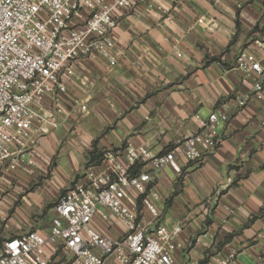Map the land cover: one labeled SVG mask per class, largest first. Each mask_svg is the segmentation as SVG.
<instances>
[{
  "label": "crops",
  "instance_id": "1",
  "mask_svg": "<svg viewBox=\"0 0 264 264\" xmlns=\"http://www.w3.org/2000/svg\"><path fill=\"white\" fill-rule=\"evenodd\" d=\"M257 34L264 35V0H147L122 17L111 35L115 66L74 64L58 96L61 112L32 134L15 170H0V241L30 231L46 240L59 196L84 188L90 171L111 172L105 153L127 176L138 175L145 170L142 151L163 155L218 111L229 120L210 130L218 144L200 163L184 165L179 176L155 172L149 195L157 222L132 188H120V195L147 233L159 224L167 229L176 264L230 252L233 264H241L238 255L264 264V91L239 107L254 76L234 67L240 51H254ZM89 225L114 240L126 234L104 208ZM44 252L52 264L71 261L57 244L45 243ZM103 264L123 263L114 252Z\"/></svg>",
  "mask_w": 264,
  "mask_h": 264
},
{
  "label": "built area",
  "instance_id": "2",
  "mask_svg": "<svg viewBox=\"0 0 264 264\" xmlns=\"http://www.w3.org/2000/svg\"><path fill=\"white\" fill-rule=\"evenodd\" d=\"M146 1L0 0V170H15L32 134L42 132L41 126L61 112L58 96L65 92V79L74 64L101 60L115 66L111 35L122 17L135 13ZM250 45L253 52L240 51L235 59V69L254 76L250 93L236 100L239 107L264 91V35H254ZM74 104L86 109L76 100ZM228 120L226 113L214 111L199 120L197 133L163 155L148 158L142 151L145 170L138 175L127 176L115 156L105 153L103 162L112 166L111 172L90 171L84 188H70L59 196L46 240L30 231L0 241V264H52L44 252L47 242L71 256L68 264H103L105 256L114 252L123 264H176L167 229L159 224L147 233L138 223V211L123 202L120 188H132L142 208L157 222L160 212L149 195L155 172L167 168L179 176L184 165L200 163L218 144L210 130ZM127 153L132 160L137 158L133 149ZM100 208L125 225L121 240L90 227L89 221L99 215ZM101 218L107 221L106 216ZM234 259L231 252L224 258L217 254L202 264H233Z\"/></svg>",
  "mask_w": 264,
  "mask_h": 264
},
{
  "label": "rangeland",
  "instance_id": "3",
  "mask_svg": "<svg viewBox=\"0 0 264 264\" xmlns=\"http://www.w3.org/2000/svg\"><path fill=\"white\" fill-rule=\"evenodd\" d=\"M236 260L240 262L241 264H246L247 257L245 255H238Z\"/></svg>",
  "mask_w": 264,
  "mask_h": 264
}]
</instances>
